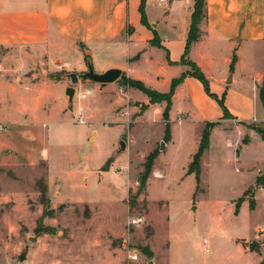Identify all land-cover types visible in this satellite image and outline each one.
<instances>
[{
  "label": "rangeland",
  "instance_id": "1",
  "mask_svg": "<svg viewBox=\"0 0 264 264\" xmlns=\"http://www.w3.org/2000/svg\"><path fill=\"white\" fill-rule=\"evenodd\" d=\"M87 57H71L72 65L66 70L55 64L58 71L40 73L41 79L55 82V93L64 102L62 114L11 120L3 112L11 113L13 107L15 114L21 110L32 111L30 116L39 113L35 105H0V152L6 149L3 159L12 158L0 165V264H210L206 252L210 228L229 227L238 235L244 226L232 219V204L236 200L240 205L242 200L237 198L255 183L256 174L244 173L243 162L234 163V147L223 132H211L197 179L189 169L208 123L203 128L199 120L184 125L168 122V139L164 110L150 108L162 103L153 104L150 99L148 105L143 103L145 94L130 85L142 81L128 78L122 70L120 79L105 87L82 80L72 83L69 74L88 71V66L83 72L75 71L82 61L92 64L91 56ZM224 58L218 57V69L223 68ZM162 60L154 55L137 72L153 77ZM16 61L9 57L6 67L15 69ZM183 66L184 73L193 72ZM66 87L76 89L72 102ZM98 87L104 90L102 97ZM85 91L91 93L81 98ZM213 100L211 110L221 112ZM232 106L238 108L236 103ZM179 108H184L183 102ZM213 124L216 127L219 122ZM255 125L264 132L263 124ZM17 128L31 130L34 143L30 144L32 137L23 136V130L17 134ZM121 141L126 144L124 151ZM249 154L264 160V148ZM152 155L153 167L142 186ZM260 166L264 169V163ZM249 194L253 196V188ZM256 198V210L242 218L253 227L264 225V189ZM214 216L221 219L219 223ZM136 217L143 223L131 226L130 220ZM134 254L139 261H131Z\"/></svg>",
  "mask_w": 264,
  "mask_h": 264
},
{
  "label": "crops",
  "instance_id": "2",
  "mask_svg": "<svg viewBox=\"0 0 264 264\" xmlns=\"http://www.w3.org/2000/svg\"><path fill=\"white\" fill-rule=\"evenodd\" d=\"M195 1L145 0L144 23L140 11L142 0H0V105H35L39 116H30L29 112H33L26 110L15 114V107L11 113L7 108L8 112L3 113L11 120H39L40 114L50 118L62 114L64 102L62 96L55 93V82L41 79L40 73L58 71L55 64L66 70V66L72 65L71 57L81 58L88 54L98 73L118 68L126 72L128 78L140 80L162 93L169 92L172 80L186 71L179 63L185 53ZM200 30V39L192 45L187 58L209 78L212 94L220 98L225 95L230 118L224 119L222 111L211 110L210 104L216 102L206 95L197 79L188 77L172 98L169 123L184 125L199 120L205 128L207 123L219 122L212 134L223 132L228 145L234 147V163L243 162L244 173L256 174L255 183L237 198L242 200L239 209H236L238 201L232 204L235 213L232 219L239 221L243 229L234 235L229 227L210 228L212 238L206 252L210 253V264L214 263L213 258L215 264H262L264 225L253 227L242 218L256 210L257 192L264 189V169L260 166L264 160L258 154H249L253 149L264 148V132L255 128V123L264 125L261 101L264 0H206V18ZM155 34L161 48L151 44ZM221 54L225 57L224 66L218 69ZM234 54L237 62L232 72L230 65ZM154 55L163 57L160 68L153 73L155 78L138 73L140 65ZM9 57L17 58L15 69L6 67ZM167 57L176 64L170 65ZM86 66L88 62L82 61L75 66V71L83 72ZM229 78L231 83H227ZM98 92L100 97L104 95L99 87ZM142 99L148 105L149 98L145 95ZM180 102L184 104L183 109L179 108ZM235 103L238 108L232 106ZM154 106L159 107L160 113L166 103L150 105V108ZM17 129V134L23 130ZM25 130L23 136L32 137L30 144H33L35 134ZM172 142L173 138L167 148ZM4 151L0 152V165L12 162V158L3 159ZM30 157L33 160V155ZM260 178L263 183L258 185ZM252 188L254 194L250 196ZM220 220L214 216L215 222ZM252 244L260 248L252 249Z\"/></svg>",
  "mask_w": 264,
  "mask_h": 264
},
{
  "label": "trees",
  "instance_id": "3",
  "mask_svg": "<svg viewBox=\"0 0 264 264\" xmlns=\"http://www.w3.org/2000/svg\"><path fill=\"white\" fill-rule=\"evenodd\" d=\"M140 11L142 14V20L145 23L146 22L145 21V17H146L145 16V0H142L141 6H140ZM205 18H206V0H196L195 5H194V11L192 13V22H191L190 31H189L188 38H187L185 53H184V56L182 57V59L179 63V64L186 65V66L193 68V72L188 71V72L182 73L178 78L173 79L171 82L169 92L163 93V94L147 88L143 82H139V81L134 82L133 81L130 83V85L132 84L138 90L142 91L145 95H147V97L150 99L151 103H153V104L166 103V107H165L164 112H163V117L167 121V123L169 122V113L171 110L172 98L175 94V91H176L177 87L179 85H181L185 81V79L188 77H192V78L197 79L203 85L204 91L206 92V94L210 98L215 99L219 103V105L222 109V112L224 114V118L230 117V113L227 110V108L225 107L224 95L221 97V99H219L216 95L212 94L211 90H210L209 80L207 79V77L205 76L203 71L197 66L196 63H194L193 61L187 60L188 59L187 57L189 55V52H190L192 45L197 43L200 39V35H201L200 24L202 23V21ZM151 44H152V46L161 48L160 39L158 38L157 34H155V37H154ZM86 59L88 60L87 55H86ZM167 60H168L170 65L176 64V63L171 62L169 57H167ZM236 62H237V56H236V54H234V56L232 58L231 65H230V69L232 72L234 70ZM261 99L264 102V86L262 87V90H261ZM214 127H215V124H213V123L207 124L205 130L202 133L200 147H199L197 153L195 154L193 161H192V164H191L190 169H189V171L191 173L196 174L197 179L200 177V173H201L200 172L201 158H202L203 154L206 152V150H208L210 147V136H211V131ZM169 136H170V127H169V123H168V125L166 126V137L169 139ZM263 138H264V135H263ZM154 159H155L154 155H152L151 157L148 158L147 164L145 166V173L143 175L142 186L145 185V182H146V180H147V178H148V176L152 170ZM258 185H260L259 180H258ZM236 208H237V210L239 209L238 203L236 205ZM262 264H264V263H262Z\"/></svg>",
  "mask_w": 264,
  "mask_h": 264
},
{
  "label": "water",
  "instance_id": "4",
  "mask_svg": "<svg viewBox=\"0 0 264 264\" xmlns=\"http://www.w3.org/2000/svg\"><path fill=\"white\" fill-rule=\"evenodd\" d=\"M122 75V70L118 68L110 69L104 73H98L94 70L92 64L88 62V71L77 75L75 73L69 74L68 77L71 79L73 84L78 83L80 80L82 81H89L98 85H101L102 87L107 86L108 84L115 83L117 80L120 79ZM228 83H231L232 80L229 78L227 80ZM76 93V89L74 87H69L66 89V95L69 96L70 102L73 101L74 96ZM121 150L124 151L126 149V144L124 141L120 142ZM164 147V143L161 145Z\"/></svg>",
  "mask_w": 264,
  "mask_h": 264
},
{
  "label": "built area",
  "instance_id": "5",
  "mask_svg": "<svg viewBox=\"0 0 264 264\" xmlns=\"http://www.w3.org/2000/svg\"><path fill=\"white\" fill-rule=\"evenodd\" d=\"M163 1V0H162ZM91 93V91H85L81 93V98H85L87 97L89 94ZM80 124H85V122L83 120H80ZM143 223V219L140 217H136V218H132L130 220V225L131 226H139L140 224ZM204 244H206V241L204 242ZM207 251H209V249H207ZM131 261L135 262V261H139V256L134 254L130 256Z\"/></svg>",
  "mask_w": 264,
  "mask_h": 264
}]
</instances>
